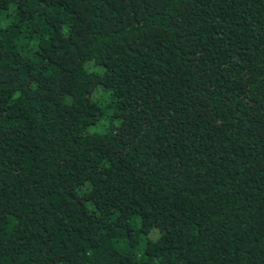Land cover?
<instances>
[{"label": "trees", "instance_id": "16d2710c", "mask_svg": "<svg viewBox=\"0 0 264 264\" xmlns=\"http://www.w3.org/2000/svg\"><path fill=\"white\" fill-rule=\"evenodd\" d=\"M0 264H264V0H0Z\"/></svg>", "mask_w": 264, "mask_h": 264}]
</instances>
